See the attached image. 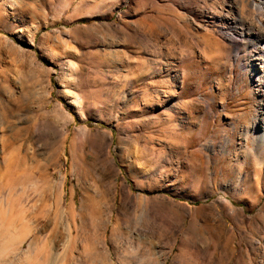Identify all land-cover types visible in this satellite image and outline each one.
<instances>
[{"label":"rangeland","instance_id":"rangeland-1","mask_svg":"<svg viewBox=\"0 0 264 264\" xmlns=\"http://www.w3.org/2000/svg\"><path fill=\"white\" fill-rule=\"evenodd\" d=\"M263 63L264 0H0V264H264Z\"/></svg>","mask_w":264,"mask_h":264},{"label":"bare ground","instance_id":"bare-ground-1","mask_svg":"<svg viewBox=\"0 0 264 264\" xmlns=\"http://www.w3.org/2000/svg\"><path fill=\"white\" fill-rule=\"evenodd\" d=\"M232 38V41L234 42V44H237V42H238V37L237 36H232L231 37ZM233 44V43H232ZM264 64V63H263ZM264 67V66H263ZM261 71H264V68L261 70ZM263 76H262V74L261 75H259L258 76V81H259V85L261 86V83H262V81H263V79L264 78H262ZM264 87V86H263ZM263 127V126H262ZM72 228V227H71ZM9 231V230H8ZM8 235H11V234H9L8 233ZM14 235V234H13ZM12 236V235H11ZM20 238V237H19ZM18 238V239H19ZM3 240V239H2ZM0 241V258L3 256V255H5V253L7 252L8 253V251L10 250V248L12 247V244H15L14 242L16 241L15 240V237L13 236V237H10L9 236V238H8V240L6 241V243H3V241ZM20 240V239H19ZM4 242H5V240H4ZM16 242H19V241H16ZM22 243V242H21ZM17 244V243H16ZM20 244V243H19Z\"/></svg>","mask_w":264,"mask_h":264}]
</instances>
